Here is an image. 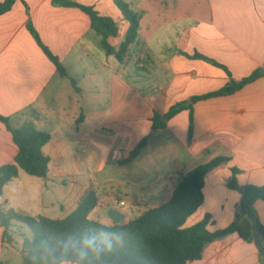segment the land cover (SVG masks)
Here are the masks:
<instances>
[{"label": "crops", "instance_id": "0c3cea01", "mask_svg": "<svg viewBox=\"0 0 264 264\" xmlns=\"http://www.w3.org/2000/svg\"><path fill=\"white\" fill-rule=\"evenodd\" d=\"M72 1L92 6L100 15L117 22L118 35L109 42L118 48L129 23L113 1ZM125 1L141 19L137 40L123 63L106 54L100 36L91 28L90 17L79 8L54 5L52 0H17L9 12L0 15V115L9 117L14 128L31 120L38 131L50 135L43 147L50 157L47 176L36 177L19 170L0 194V209L34 217L64 218L90 189L98 198L95 187L100 189L116 180L112 176L97 178L94 173L111 165L142 161L149 153L146 151L151 138L168 131L186 150L187 166L180 173L133 183L144 189L155 184V191L125 187L113 194L131 197L134 206L144 201L147 209L154 208L163 204L158 201L161 196L163 200L171 197L179 179L189 171L214 158L228 157L226 163L205 176L204 202L184 224L190 227L209 214L207 229H224L235 220L242 197L228 187L232 169L239 170V185L264 186V76L233 94L194 102L191 129L187 109L158 131H153L151 119L155 111L163 115L176 103L191 104L193 97L218 91L231 79L239 81L264 68V0ZM181 12L203 16L184 19L180 27ZM150 13L155 15L146 27L149 33L143 36L141 22ZM158 14H170L179 20V25L172 32L170 44L154 51L151 43L165 32L151 27ZM29 24L59 58L66 76L58 73L43 52ZM196 53L223 67L188 57ZM133 60L139 69L143 65L150 69L159 81L155 87L146 91L120 71L121 66H131ZM157 62L163 67V77L155 72ZM105 99L109 102L106 112ZM146 137L140 155L124 162ZM17 153L11 132L0 122V166L13 163ZM87 156L94 159V170L82 166ZM201 158V162L191 165ZM146 199L157 202L147 203ZM117 201L125 205L123 198ZM253 206L264 225V200H256ZM102 223L113 221L109 218ZM18 224L13 222L12 226ZM11 238V242L3 241L0 223V256L6 246L23 259L22 246L15 249L17 242ZM188 264H264V255L255 242L233 233L208 244L202 257Z\"/></svg>", "mask_w": 264, "mask_h": 264}, {"label": "trees", "instance_id": "16d2710c", "mask_svg": "<svg viewBox=\"0 0 264 264\" xmlns=\"http://www.w3.org/2000/svg\"><path fill=\"white\" fill-rule=\"evenodd\" d=\"M16 1L1 0L0 15L9 12ZM112 1L129 23L124 40L118 48L109 42V39L116 37L119 31L118 24L112 17L102 16L94 7L72 0H52L54 5L76 7L85 12L90 17L92 30L100 36L101 45L106 54L115 56L120 63H123L130 46L137 40L141 15L134 11L125 0ZM29 29L43 52L56 66L58 73L61 76H66L67 72L59 58L42 43L31 24H29ZM188 57L202 59L223 67L199 53L193 56L188 55ZM263 76L264 68H261L239 81L231 79L218 91L193 97L191 104L176 103L163 115L155 111L151 119L152 129L153 131L164 129L167 121L185 109L190 111L191 129L193 124L192 104L194 102L233 94ZM0 122L6 125L18 147L14 162L0 166V194H2L4 186L18 176L19 170L36 177L47 176L50 157L43 152V147L50 141V135L38 131L31 120L26 121L18 128L11 126L9 117L0 115ZM147 140L148 137L144 138L124 162L127 163L137 158L146 146ZM228 160V157H217L195 167L179 179L171 197L166 202L144 210L135 219L123 224L114 222L105 224L119 227L126 232V238L123 246L106 257L104 264H188L190 261L199 260L208 244L233 233H237L245 241L255 242L260 253L264 255V225L260 222L253 206L256 200H264V186L239 185L236 180L238 169H232V177L228 181V187L237 190L242 196L236 207L235 220L224 229L210 232L207 226L211 216L207 214L200 222L190 227H184L186 220L204 202L205 176ZM97 202L96 192L90 189L69 215L57 219L42 215L34 217L13 210L0 209L3 241H12L9 231L13 222L25 224L31 234L23 239L22 264H45L51 248L68 234L90 231L99 226L95 223L99 220L89 217L97 206ZM0 264L3 263L0 262Z\"/></svg>", "mask_w": 264, "mask_h": 264}, {"label": "rangeland", "instance_id": "374dc122", "mask_svg": "<svg viewBox=\"0 0 264 264\" xmlns=\"http://www.w3.org/2000/svg\"><path fill=\"white\" fill-rule=\"evenodd\" d=\"M152 15L155 14H148L143 16L141 22V29L140 34L145 36L149 32L147 31L146 27L149 25V22L153 21ZM169 15V16H167ZM203 15H186L183 12L180 13V27L182 21L184 19L188 20L191 18H197ZM155 25H151L152 28L155 30H165L162 36H159L157 41H153L151 43L154 51L160 50L164 48V44L169 45L172 40V32L178 28L179 20L175 19L170 14H158V17L155 19ZM95 35V34H94ZM147 38H150L147 36ZM159 54V53H158ZM157 55V53H156ZM131 66H121L120 71L132 82L135 83L136 86L146 89L148 91L150 87H155L158 84V80L151 74V71L148 67L143 65L144 67L139 69L137 66V61H131ZM117 65V64H115ZM145 68V69H144ZM147 69V70H146ZM155 72H158L160 77L164 76V70L161 63L157 62V68ZM105 104V112L108 109L109 102L107 99L104 100ZM149 152L146 156L143 157L142 161H136L132 164L128 165H111L106 168L104 171L100 173H94L95 177L97 178H106L107 176H112L116 180L107 182L98 189L95 187V190L98 191V203L94 210L90 213V219L99 220L100 222L109 220V211L111 209H116L124 213L129 220L135 219L138 217L147 207L144 204V201H141L140 204L137 206L133 205V200L131 197H116L113 192L116 189H123L125 187H130L134 190H144L145 192L148 191H155L157 185L152 184L148 188H141L133 184L134 182H145L148 183L159 175L163 174H172V173H180L181 170L187 163H189V159L186 153V150L182 148L180 143L176 140L175 136L171 132H159L155 136H153L149 142L147 151ZM79 155V154H78ZM203 160L202 158L195 161L193 164H198ZM73 167V165H70ZM82 166L85 170H94L95 162L92 157H85L82 159ZM125 182V183H121ZM160 183H165L166 181H159ZM168 196L166 199L163 200L164 197L158 198L160 203H164L169 199ZM123 198L125 201V205H119L117 200ZM147 203H155L156 201H150L148 199ZM159 203V204H160ZM36 212V211H34ZM12 236L17 244H14L15 249H18L22 245H20L21 241L24 237L30 236V229L25 224H18L16 226H12L11 230ZM3 254L0 256V260L4 261L6 264H22V259L19 255L13 252V249L10 247L4 246Z\"/></svg>", "mask_w": 264, "mask_h": 264}, {"label": "clouds", "instance_id": "9594fccd", "mask_svg": "<svg viewBox=\"0 0 264 264\" xmlns=\"http://www.w3.org/2000/svg\"><path fill=\"white\" fill-rule=\"evenodd\" d=\"M68 234L51 248L45 264H104L106 257L125 243L126 232L115 225Z\"/></svg>", "mask_w": 264, "mask_h": 264}, {"label": "water", "instance_id": "95a60500", "mask_svg": "<svg viewBox=\"0 0 264 264\" xmlns=\"http://www.w3.org/2000/svg\"><path fill=\"white\" fill-rule=\"evenodd\" d=\"M109 217L117 224H123L125 222V215L116 209H111L109 211Z\"/></svg>", "mask_w": 264, "mask_h": 264}, {"label": "built area", "instance_id": "2783aa9c", "mask_svg": "<svg viewBox=\"0 0 264 264\" xmlns=\"http://www.w3.org/2000/svg\"><path fill=\"white\" fill-rule=\"evenodd\" d=\"M121 204H123V203H121Z\"/></svg>", "mask_w": 264, "mask_h": 264}]
</instances>
